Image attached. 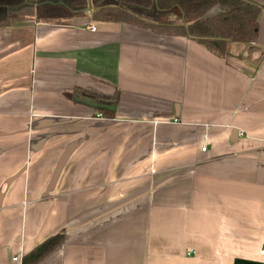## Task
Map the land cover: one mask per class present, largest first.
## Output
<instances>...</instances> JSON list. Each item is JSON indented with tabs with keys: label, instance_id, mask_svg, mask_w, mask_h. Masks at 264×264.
<instances>
[{
	"label": "crops",
	"instance_id": "0c3cea01",
	"mask_svg": "<svg viewBox=\"0 0 264 264\" xmlns=\"http://www.w3.org/2000/svg\"><path fill=\"white\" fill-rule=\"evenodd\" d=\"M73 1L0 27V264H264V0L224 55L152 25L184 23L155 3L37 19Z\"/></svg>",
	"mask_w": 264,
	"mask_h": 264
},
{
	"label": "trees",
	"instance_id": "16d2710c",
	"mask_svg": "<svg viewBox=\"0 0 264 264\" xmlns=\"http://www.w3.org/2000/svg\"><path fill=\"white\" fill-rule=\"evenodd\" d=\"M24 1L0 0V27L10 25L19 18L16 14L11 13V9L23 4ZM103 1L94 0L96 6L93 10V17L135 23H145V21L130 11V5L149 7L155 3L161 18L174 14L181 17L184 23L174 25L150 22L152 25L167 29L171 33L190 35L220 55L226 53L229 42L252 43L257 40L259 34L260 7L248 0H117L116 4H100ZM217 6L221 10L215 12ZM88 9V0H77L66 4L46 2L38 6L37 19L62 21L69 17L85 14ZM85 95L95 102L115 103V97L93 92ZM99 109L110 113L105 109ZM62 239L63 233L49 237L29 254V258L33 259V263L38 262L49 254Z\"/></svg>",
	"mask_w": 264,
	"mask_h": 264
},
{
	"label": "water",
	"instance_id": "95a60500",
	"mask_svg": "<svg viewBox=\"0 0 264 264\" xmlns=\"http://www.w3.org/2000/svg\"><path fill=\"white\" fill-rule=\"evenodd\" d=\"M77 101L82 102L88 106H91L93 108H102V109H115V105H110L106 103H101V102H95L94 100L92 101L91 98L88 97H83V96H78Z\"/></svg>",
	"mask_w": 264,
	"mask_h": 264
},
{
	"label": "built area",
	"instance_id": "2783aa9c",
	"mask_svg": "<svg viewBox=\"0 0 264 264\" xmlns=\"http://www.w3.org/2000/svg\"><path fill=\"white\" fill-rule=\"evenodd\" d=\"M91 28H92V30H96V27L95 26H93V25H91ZM206 147H204L203 149H205ZM261 253H264V248L261 250ZM18 258H19V256H15L14 258H13V260H18Z\"/></svg>",
	"mask_w": 264,
	"mask_h": 264
},
{
	"label": "rangeland",
	"instance_id": "374dc122",
	"mask_svg": "<svg viewBox=\"0 0 264 264\" xmlns=\"http://www.w3.org/2000/svg\"><path fill=\"white\" fill-rule=\"evenodd\" d=\"M30 1H32V0H30Z\"/></svg>",
	"mask_w": 264,
	"mask_h": 264
}]
</instances>
